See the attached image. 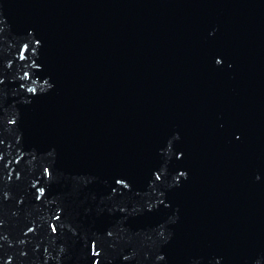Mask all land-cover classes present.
Returning <instances> with one entry per match:
<instances>
[{
    "label": "water",
    "instance_id": "water-1",
    "mask_svg": "<svg viewBox=\"0 0 264 264\" xmlns=\"http://www.w3.org/2000/svg\"><path fill=\"white\" fill-rule=\"evenodd\" d=\"M0 264H264V0H0Z\"/></svg>",
    "mask_w": 264,
    "mask_h": 264
}]
</instances>
